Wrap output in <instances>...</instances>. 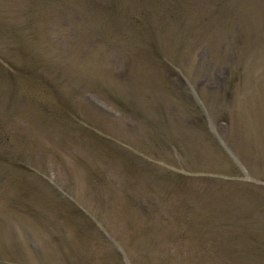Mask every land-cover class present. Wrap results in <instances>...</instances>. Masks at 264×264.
<instances>
[{
  "label": "rangeland",
  "instance_id": "374dc122",
  "mask_svg": "<svg viewBox=\"0 0 264 264\" xmlns=\"http://www.w3.org/2000/svg\"><path fill=\"white\" fill-rule=\"evenodd\" d=\"M137 2L0 0L1 75L39 61L62 118L1 130L30 147L0 181V264H264V190L225 202L264 187V10L230 0L232 29L213 19L167 50L174 3Z\"/></svg>",
  "mask_w": 264,
  "mask_h": 264
},
{
  "label": "trees",
  "instance_id": "16d2710c",
  "mask_svg": "<svg viewBox=\"0 0 264 264\" xmlns=\"http://www.w3.org/2000/svg\"><path fill=\"white\" fill-rule=\"evenodd\" d=\"M147 3L148 0H138L137 5L142 9L147 5ZM171 3H174V5L172 8L169 6L168 8H170L172 22H168L164 26V30L168 33V38L173 37V40L167 43V46L165 47L167 50L181 49V47H179L181 40L196 35V32L200 27L204 29L206 35L209 34L212 28V25L209 23L214 22L213 19L229 18L232 10V3L230 0H171ZM246 4L251 12L253 10L255 12H262V10H264L263 0H246ZM194 6L197 7L198 13L202 15L200 23L192 18ZM106 13L111 17L110 20L112 23L117 24L118 27L125 25L124 23L129 21V16L123 10L110 8L106 11ZM132 21L137 23L135 19ZM227 22H229L228 19L225 23ZM231 22L232 21L227 24V27H230V29H232ZM102 27L104 28L105 26L102 25ZM86 31L87 32L82 35L91 34L98 35L100 37V33L97 30ZM123 31L124 28L123 30L120 27L118 28L119 33H122ZM140 32H143L144 37L148 36V29L145 30V28H142ZM129 33H131L132 36L136 34L135 32ZM227 34L228 33L225 32L224 36ZM30 37L32 38L26 40L29 50L28 56L32 57L29 59L36 61L38 55L36 54L35 48L32 47L35 35H30ZM30 48L34 50H30ZM165 48L164 50L166 51ZM47 50L49 51L50 48L48 47ZM52 62L55 63L54 60ZM30 63V66L28 65L27 67H24L22 65L21 68H18L12 62L9 66L15 73H9V75H1L0 73V181H3L4 184H8V182L11 184L14 183L15 175L26 171L25 167L27 165V157L25 156V153L29 151L30 147V139L27 132L17 134L16 137L12 139L8 134L1 131L4 127L6 129L9 119L15 121L22 116L29 119L31 125L39 127L40 129L50 124H62V118L57 113V110L49 114L48 111L55 108L51 107L52 104L48 106L49 103L45 102L40 93H37V89L33 81H37L39 84L43 83L46 86L50 83L53 87H55L53 85L54 83L45 76L44 72L46 71L42 68V66H40L39 61L36 64L33 61ZM25 70H28V72ZM23 72H26L24 77H22ZM22 91L27 93L22 95ZM203 158L209 163V169L212 168L211 163L214 161L213 157L211 155H205ZM250 185L254 186V184ZM236 188L238 190L242 187ZM258 188L264 190V187H247L245 189L246 192L240 196L232 195L225 197V202L234 205L239 204V199H237V197H239L240 201L243 202H248L249 200L254 201L253 190H257ZM213 190L214 189L212 187V192ZM209 197H212V195L209 194ZM263 198L264 197L262 195L259 196V206L263 203ZM206 200L209 199L207 198Z\"/></svg>",
  "mask_w": 264,
  "mask_h": 264
}]
</instances>
